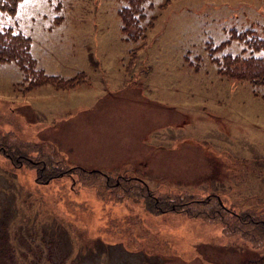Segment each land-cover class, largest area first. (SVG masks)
Masks as SVG:
<instances>
[{"label":"rangeland","instance_id":"obj_1","mask_svg":"<svg viewBox=\"0 0 264 264\" xmlns=\"http://www.w3.org/2000/svg\"><path fill=\"white\" fill-rule=\"evenodd\" d=\"M141 6L134 38V26L121 31L122 0H23L0 13V32L29 38L37 70L78 82L28 89L15 64H0V143L53 166L137 177L156 198L211 196L191 211L216 199L228 211L147 214L125 191L113 205L76 174V184H36L0 156V234L18 264H264L262 226L243 217L264 214V84L223 69L227 56L234 74L264 56V0ZM58 188H68L61 204Z\"/></svg>","mask_w":264,"mask_h":264},{"label":"trees","instance_id":"obj_2","mask_svg":"<svg viewBox=\"0 0 264 264\" xmlns=\"http://www.w3.org/2000/svg\"><path fill=\"white\" fill-rule=\"evenodd\" d=\"M23 0H0V13L6 15H13L16 12L18 4ZM128 4V7L122 8L119 11V15L122 22V33H125L129 27H133L138 29L137 33H133L132 38H134L140 31L139 24L141 21L145 19V13H141L143 10V6L140 7V4L144 2V0H122ZM151 8V5L150 7ZM154 19V18H152ZM150 24L152 22L150 21ZM251 42V41H250ZM254 42V41H253ZM257 44V48L255 49H263L264 41H260ZM251 45V43H250ZM238 59L231 60L228 56L224 59L225 65L223 66L224 74H226L227 78L233 80H241L250 83L252 86H257L264 84V56L261 58H246L241 59V64L243 65V69L240 73L234 74L230 70H225V67L232 62H237ZM15 64L18 69L23 73L25 80H30L28 82V89H32L43 84H49L53 87H61V88H69L75 86L78 82L77 80H70L66 84L56 85L54 77L45 76L41 70H37L35 66V60L30 55V40L29 38L23 36L20 33H13L11 29H4L0 32V64ZM1 138V137H0ZM6 141L0 143V156L3 157L8 163L10 167L19 168L26 167L28 170H32L35 172L34 175V183L36 184H48L52 181H57L65 178L66 180L71 178L72 174H76L78 178L81 179L82 184L84 186H91L96 188L99 192H96L97 195H106V191L108 196L111 195L114 204H120L119 197L116 196L117 189L120 191H125L127 196L130 199H138L142 200L143 208L147 214H157L158 212H166L167 209L176 211L178 213H185L190 217H208L215 218L221 217L223 212H227L228 209L224 210V205L221 203L219 199L215 200V203L207 208L197 207V210L191 211L188 207V203H208L211 200V196L204 198L203 200H193L188 199L184 200L180 196L171 197H160L156 198L152 194V191L149 190L147 185L143 182H140L134 178H124L119 177L116 180L110 179L108 175H105L99 171H86L80 167L72 166L70 164L64 163L60 166H53L46 159H43L42 156L38 158H29L28 156L23 157L19 154V149H10V146H4ZM47 162L49 164H47ZM56 162V161H55ZM59 163V162H56ZM9 167V168H10ZM102 177V178H100ZM119 180V181H118ZM73 184H76L75 180L71 178ZM68 188H62L59 191V188L56 189L58 195H60L59 204H61L64 200H67L68 195L63 192ZM79 189L74 187H69L70 191V199H76L74 197V193ZM119 199V200H118ZM71 201V200H70ZM240 216V215H239ZM244 222L260 224L261 229H259L260 233H264V214L260 216H253L249 213L243 215ZM252 232V230H251ZM0 240L2 243L0 244V264H18L14 257V248L12 245L6 243L1 234ZM41 242L39 241L38 247L41 248ZM39 264V263H37ZM62 264H66L63 262Z\"/></svg>","mask_w":264,"mask_h":264}]
</instances>
